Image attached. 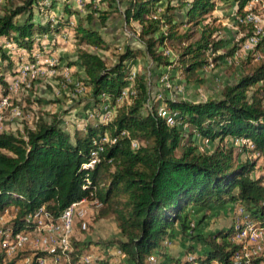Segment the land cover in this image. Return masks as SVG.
Returning <instances> with one entry per match:
<instances>
[{
  "label": "trees",
  "instance_id": "1",
  "mask_svg": "<svg viewBox=\"0 0 264 264\" xmlns=\"http://www.w3.org/2000/svg\"><path fill=\"white\" fill-rule=\"evenodd\" d=\"M41 1L4 0L0 7L1 93L8 82L5 73H14L21 56L30 57L34 44L40 48L41 39L34 35L69 29L77 45L73 65L81 69L80 82L87 87L86 108L100 110L107 98L114 112L106 121L85 120L83 131L68 132L56 113L38 117L24 135L0 131V216L6 217L0 228L12 234L30 231L34 228L30 217L40 209L55 221L80 198L97 199L100 207L96 217H113L120 233L114 240L115 249L129 264H151L149 256L156 258L154 264H211L213 260L220 264H264V244L247 259H233L241 246L231 241L234 225L205 236L192 234L195 224L206 218L205 210L232 204L235 210L241 208L240 217L264 232L260 169L264 161V56L247 66L234 82L224 85L214 98L191 101L162 95L157 102H148V83L140 73L134 74L126 96L122 95L130 73L126 61L130 59L142 57L156 69L176 68L185 82L197 80V70L209 63L208 50L213 53L220 44L214 40L217 29L213 20H203L217 0H181L178 4L170 0L164 4L161 0H87L82 15L64 4L52 23L41 16L33 20V8L41 11ZM55 1L48 0L49 7ZM233 1L234 22L247 29L240 38L243 41L254 35L243 10L250 0ZM70 14L77 16L75 23ZM113 14L138 45L125 43L116 60L106 65L89 48L105 46L99 28ZM192 31L196 38H191ZM257 37L253 47L261 49L264 36ZM6 42L14 53L3 48ZM166 47L173 52L172 58L163 53ZM159 104L177 114L175 124L168 125L157 114ZM104 135L108 139L102 141ZM194 136L216 143L211 150H198ZM226 137L239 145L224 141ZM91 151L96 156L89 165ZM239 152L244 158H238ZM194 208L203 212L192 223L189 217ZM175 225L181 234L201 241L205 248L196 255L189 249L187 254L192 258L182 260L162 252L161 241ZM68 243L71 260L87 253L90 245L102 244L85 240ZM39 255L34 254L30 264H38ZM99 261L106 264L104 258Z\"/></svg>",
  "mask_w": 264,
  "mask_h": 264
},
{
  "label": "rangeland",
  "instance_id": "2",
  "mask_svg": "<svg viewBox=\"0 0 264 264\" xmlns=\"http://www.w3.org/2000/svg\"><path fill=\"white\" fill-rule=\"evenodd\" d=\"M3 1L0 0V7ZM164 1L161 0L160 4H164ZM170 1L171 4H178L181 0ZM85 2L87 0H56L53 7H49L48 0H42L41 11L39 8H37V11L33 8V20L37 21L38 17L41 16L43 21L48 20V22L52 23L55 16L60 15L62 12L64 4L82 15L84 13L82 8ZM243 10L256 16L252 26L254 27L253 37L257 38V41L259 39L257 31H259L258 33L261 36H264V0H250ZM235 12L236 7L233 0H217L214 9L204 15L203 20L207 22L213 20L212 25L217 29L214 34V40H218L220 44L217 51L210 56L211 62H209V65L197 70L198 79L195 81L185 82L180 71L176 68L168 70L160 67L156 69L153 64L148 63L142 57L137 60L126 61L130 73L131 71L134 74L140 73L147 80L148 102H157L162 95L191 101L217 97L224 85L234 82L240 74L244 73L247 66L255 64L264 56V46L260 47L261 49H255L253 47L254 44L249 41L250 36L240 41V38L246 34L247 29H241L234 22L237 15ZM76 17L75 14H70V19L73 23H75ZM99 29L105 40V46L98 50L91 48L89 50L96 53L106 65H110L116 60L117 54L121 52L125 43L138 45L131 32L124 29L117 14L111 15L104 27ZM68 30L65 33L63 32L65 35L62 32L57 34L49 32L39 35V37L38 34L34 35V37L41 39L39 40L40 48L46 52L42 55L48 56L52 64L40 63L41 72L32 79L28 77L22 79L15 90H8L6 86L2 94L0 89V97L7 98V104L0 107V131L24 135L25 130L31 129L38 117H47V114L50 113H56L60 116L61 125L68 132H73L74 130L83 131L85 120L86 123H93L99 120L106 121L112 117L114 109L109 106L107 98L104 99V104L108 105L107 109L100 108V110L91 112V110L89 111L86 108L87 87H84L80 82L82 77L81 69L77 65H73L76 62L75 51L77 45L73 42L72 32ZM262 31L263 33H261ZM196 37L197 33L192 31L191 38ZM244 44H247V47H244ZM80 47L87 48L82 44ZM232 47L235 48L232 54L226 55V52ZM3 48L9 54H12L14 50L12 45L7 42L3 44ZM40 48L34 44L31 51ZM165 49L168 50V55L172 58L173 52L168 47ZM27 59L30 60L31 58ZM163 74H165V80L161 79ZM14 76L15 72H6L4 77L9 81ZM126 81L127 83L122 92H125L131 84V80L126 79ZM123 96H126V92ZM103 110H105L104 113H102ZM90 113L92 115H89ZM179 126L181 128L185 127L184 124H179ZM192 139L198 150H211L216 143V140L207 141L198 136H194ZM225 140L232 142L233 146L239 145L238 141L233 138L226 137L224 138ZM238 158H244V154L239 152ZM251 174L253 175V173ZM201 212H203L202 209H192L189 217L190 221L193 223L194 218L199 216ZM205 212L207 214L206 218L195 224L192 234L205 236L219 229H228L234 225L236 218H238L234 204L224 207H211ZM96 213V209L91 204H88L86 214L83 217L78 215L73 217L69 241H101L102 244L98 246L90 245L88 251L93 252V255L98 259L104 258L106 264H129L126 256L122 253H117L115 249L114 240L120 238V233L113 217L109 215L97 218ZM4 220H6V217H1L0 224ZM82 222H84L85 227L81 229L80 225ZM231 238V241L244 245L240 250H251L253 240L236 238L234 235ZM104 243H108L109 246H105ZM204 248L205 246L201 241L181 234L176 225L168 231L167 236L161 241V251L177 260H182L185 257L186 259L192 258L191 255L187 254L189 249H193V254L196 255ZM34 254H40L39 256L43 257L45 253L34 249L31 244L26 243L8 252L0 251V264H30ZM57 262L64 263L65 260L59 255ZM46 264L50 263L46 262Z\"/></svg>",
  "mask_w": 264,
  "mask_h": 264
},
{
  "label": "built area",
  "instance_id": "3",
  "mask_svg": "<svg viewBox=\"0 0 264 264\" xmlns=\"http://www.w3.org/2000/svg\"><path fill=\"white\" fill-rule=\"evenodd\" d=\"M256 16L250 12H247L245 15V20L253 22L255 21ZM256 31V29H255ZM259 31H257V34ZM254 35L249 37V41L253 44L256 43V39L253 37ZM244 47H247V44H244ZM44 49H36L30 52V60L26 59L25 56L21 57V61L17 63L15 67V76L11 78L7 82L8 90H15L19 83H21L24 78H34L38 73L41 72L39 64L47 63L51 65V59L48 56L42 55ZM163 53L168 55V50L164 49ZM210 50L207 53V60L210 61ZM209 65V63L207 64ZM134 77V72L131 71L129 73L127 79L131 80ZM162 80H165V74L161 76ZM126 92V91H125ZM122 92V95L125 93ZM6 97H0V107H3L7 104ZM102 109H107L108 105L104 104ZM105 110L102 111L104 113ZM156 112L158 115L163 117L168 125L175 124V117L177 114L175 112H170L168 108L163 105H158ZM101 113V114H102ZM89 115H92L90 113ZM180 124V123H179ZM108 138L105 135L101 138L102 141L107 140ZM101 150V147H98V151ZM92 160L89 161V165L94 162V158L96 156L95 151H91ZM261 173L263 175L262 185H264V161L260 165ZM91 204L96 210L100 207V202L97 199L88 200L86 198H80L79 200L68 205L60 214L57 220L51 221L48 215L40 209L38 212L33 214L30 219L34 222V228L30 231L28 230H19L12 234L7 229L2 230L0 228V251L8 252L10 250L19 248L26 243L31 244L34 249H38L43 251L49 257L50 264H102L99 259L93 255L92 253H85L81 255L76 260H71L69 258L68 252L70 251L69 246V236L72 231V220L75 215L79 217H83L86 214L87 205ZM238 218L234 223L235 231L233 235L236 238L241 239H250L252 241V248L249 251H242L241 248L244 245L240 246V249L235 253L233 259L235 261L244 258L247 259L249 255H254L261 251L262 245L264 244V232L252 221L247 220L244 217H240L242 212L241 208L238 207L237 210ZM2 216H0L1 218ZM84 222L81 223L80 228H84ZM241 242V241H240ZM243 243V242H242ZM117 253H120L117 250ZM61 256L64 263L57 262L58 256ZM38 264H46L47 259L44 257H37ZM148 261L151 264H154L157 260L154 256H149ZM211 264H220V262L214 260Z\"/></svg>",
  "mask_w": 264,
  "mask_h": 264
},
{
  "label": "crops",
  "instance_id": "4",
  "mask_svg": "<svg viewBox=\"0 0 264 264\" xmlns=\"http://www.w3.org/2000/svg\"><path fill=\"white\" fill-rule=\"evenodd\" d=\"M140 58H141V57H140ZM137 59H138V58L133 59V60H137ZM130 60H132V59H130ZM133 60H132V61H133ZM116 251H117V250H116ZM87 253H92V254H93V252H90V251H88ZM45 259H47V262L49 263V260H48L49 258H45Z\"/></svg>",
  "mask_w": 264,
  "mask_h": 264
}]
</instances>
